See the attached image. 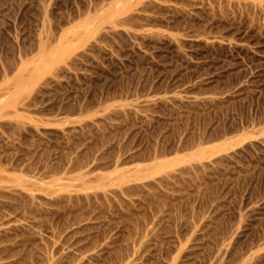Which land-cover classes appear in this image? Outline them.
I'll return each instance as SVG.
<instances>
[{"label":"rangeland","instance_id":"374dc122","mask_svg":"<svg viewBox=\"0 0 264 264\" xmlns=\"http://www.w3.org/2000/svg\"><path fill=\"white\" fill-rule=\"evenodd\" d=\"M0 264H264V0H0Z\"/></svg>","mask_w":264,"mask_h":264},{"label":"bare ground","instance_id":"6f19581e","mask_svg":"<svg viewBox=\"0 0 264 264\" xmlns=\"http://www.w3.org/2000/svg\"><path fill=\"white\" fill-rule=\"evenodd\" d=\"M255 245H256V244H255ZM253 247H254V246H253ZM259 256H260V255H259ZM261 257H262V256H261ZM64 262H65V261H64ZM70 262H71V261H70ZM70 262H69V263H70ZM75 262H76V261H75ZM66 263H67V262H66ZM73 263H74V261H73Z\"/></svg>","mask_w":264,"mask_h":264}]
</instances>
